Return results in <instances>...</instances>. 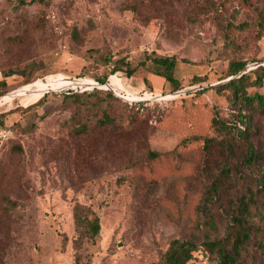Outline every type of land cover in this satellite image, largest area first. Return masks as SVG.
Masks as SVG:
<instances>
[{
	"label": "rangeland",
	"instance_id": "374dc122",
	"mask_svg": "<svg viewBox=\"0 0 264 264\" xmlns=\"http://www.w3.org/2000/svg\"><path fill=\"white\" fill-rule=\"evenodd\" d=\"M263 18L264 0H0V81L6 82L0 98L9 95L0 105L8 130L0 139V264H76L78 203L95 209L101 221L87 264H155L173 238L200 235L196 207L208 175L227 156L211 115L238 119L224 85L232 77L247 72V90L264 93ZM229 23H243V29L230 27L234 42L225 39ZM152 51L177 56L180 89L153 74L148 84L142 71L126 74ZM233 60L246 68L228 76ZM114 65L122 68L113 72ZM102 77L130 94L111 90L110 96L102 88L84 101L109 102L124 113L134 108L118 98L146 101L148 109L121 129L76 134L75 120L93 121L96 108L67 93L87 94L91 88H82ZM247 113L255 127L250 140L264 157V113ZM18 144L23 151L13 149ZM175 148L145 189V153ZM245 150L235 145L228 161L236 163ZM234 173L241 192L252 184ZM226 188L222 206L235 196L234 184ZM261 263L257 256L247 264ZM188 264L217 263L198 247Z\"/></svg>",
	"mask_w": 264,
	"mask_h": 264
},
{
	"label": "trees",
	"instance_id": "16d2710c",
	"mask_svg": "<svg viewBox=\"0 0 264 264\" xmlns=\"http://www.w3.org/2000/svg\"><path fill=\"white\" fill-rule=\"evenodd\" d=\"M32 1L49 5L52 0ZM242 24L233 26V23H229L226 25L225 39L228 42H234L230 41L232 39L230 27L243 29ZM73 34L79 37L81 29L75 26ZM105 58L110 59L107 56ZM178 61L176 55H162L155 51L146 52L134 67L128 66L125 71L129 77H133L137 72L142 71L146 74L142 80L147 84L150 83L148 74L163 77L171 83L173 90H178L181 88V83L177 77ZM121 68L119 65H114L112 71L116 72ZM245 68L246 63L244 61L233 60L229 65L227 74L233 76ZM248 80L249 75L245 72L241 76L232 77L224 83L225 87L233 92L232 103L237 111L238 122L237 120L232 122L223 119L218 112L211 115L212 124L224 134V138L219 141V144L227 156L218 171L208 175L206 187L196 207V212L202 218L203 232L200 235H181L173 238L161 252L155 264H188L193 259V254L198 247H203L217 264H247L250 257L257 256L262 260L261 264H264V204L260 206L259 203V197L264 199V157L250 140L255 127L252 117L247 113H264V93L249 92L247 90ZM96 81L102 84L107 82L106 77ZM83 84L86 86L85 80ZM3 85H6V82L0 81V97L6 93V90L2 88ZM102 90L104 89L93 88L87 94H85L87 91L67 93L79 99L81 105L86 102V106L94 104L92 107L96 108V116L93 121L75 120L73 130L76 134H89L101 128L121 129L125 125L136 122L141 117L139 114L146 113L148 109V102L146 101L128 103L118 98L123 105L134 108V111L128 110L127 113H124L123 111L117 112L114 105L109 102L90 103L82 99L84 95L98 94ZM107 90L106 94L113 96L112 91ZM7 98L9 95L2 97L0 105ZM44 100L45 97H42L35 104H40ZM5 114V112L0 113V127H6ZM92 124L94 125L92 126ZM201 139L207 147L212 144L210 141H213L210 137H199V140ZM235 145H245L246 150L244 153H240L236 158L238 161L233 163L228 161V158L233 155ZM13 149L16 152L23 151L19 144L14 145ZM176 151V148L168 151L150 149L145 153L141 162L145 164L144 167L149 166L150 168L148 175L143 176V181H141L145 189H151L154 185L155 180L152 175L156 167L168 162L172 156L176 155ZM136 165L133 163L132 166ZM234 170L240 171L252 182L246 186L243 192L236 184L238 180H236ZM6 174L7 170L3 169V176ZM227 184H234L235 196L228 198V201L222 206L224 193L228 192ZM253 185L255 189L252 187ZM261 207L263 210L258 211ZM74 218L77 234L74 239L76 264H87V260L89 262L92 258L93 248L100 237V216L91 206L78 203L75 206ZM221 226L224 228L223 233L220 231Z\"/></svg>",
	"mask_w": 264,
	"mask_h": 264
},
{
	"label": "built area",
	"instance_id": "2783aa9c",
	"mask_svg": "<svg viewBox=\"0 0 264 264\" xmlns=\"http://www.w3.org/2000/svg\"><path fill=\"white\" fill-rule=\"evenodd\" d=\"M90 82H92L91 86H87L85 88H82V90H87L88 87H90L91 89L93 88H106V89H110L112 91H114L115 94H117L118 96L122 97V98H127V96L130 94V92H128L126 89L124 88H120L119 86L113 84L111 81L107 82V85H99V82L96 80H91ZM49 91V90H48ZM8 136V130L4 127H0V139H4Z\"/></svg>",
	"mask_w": 264,
	"mask_h": 264
},
{
	"label": "water",
	"instance_id": "95a60500",
	"mask_svg": "<svg viewBox=\"0 0 264 264\" xmlns=\"http://www.w3.org/2000/svg\"><path fill=\"white\" fill-rule=\"evenodd\" d=\"M99 85H102V84H100V83H99ZM105 85H107V86H108V83H105Z\"/></svg>",
	"mask_w": 264,
	"mask_h": 264
},
{
	"label": "crops",
	"instance_id": "0c3cea01",
	"mask_svg": "<svg viewBox=\"0 0 264 264\" xmlns=\"http://www.w3.org/2000/svg\"><path fill=\"white\" fill-rule=\"evenodd\" d=\"M147 77H148V79L150 80V75H148Z\"/></svg>",
	"mask_w": 264,
	"mask_h": 264
},
{
	"label": "bare ground",
	"instance_id": "6f19581e",
	"mask_svg": "<svg viewBox=\"0 0 264 264\" xmlns=\"http://www.w3.org/2000/svg\"><path fill=\"white\" fill-rule=\"evenodd\" d=\"M1 99V98H0ZM0 103H1V100H0Z\"/></svg>",
	"mask_w": 264,
	"mask_h": 264
}]
</instances>
